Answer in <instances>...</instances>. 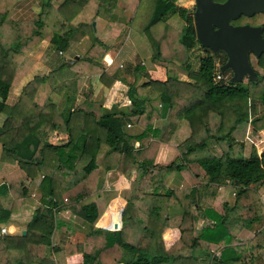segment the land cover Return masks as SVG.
I'll list each match as a JSON object with an SVG mask.
<instances>
[{"label":"trees","instance_id":"1","mask_svg":"<svg viewBox=\"0 0 264 264\" xmlns=\"http://www.w3.org/2000/svg\"><path fill=\"white\" fill-rule=\"evenodd\" d=\"M124 1L130 14L128 36L139 61L111 79L104 77L101 63L108 44L121 30L109 22V27L97 33L92 22L115 9L118 0H48L41 2L31 21L7 20L11 0H0V114L4 116L0 161L16 163V170L4 178L10 188L0 186V197L17 190L15 200L9 196L10 207L16 200L18 205L27 202L25 190L39 174L40 204L47 207L36 206L25 235L0 237V264H65L75 254L81 255L80 264H175L190 261L196 247L204 252L221 248L219 259L211 264H253L256 259L264 264L260 255L264 236L245 229L249 221L263 217L249 187L264 186V151L257 155L252 144L234 137L243 124L253 131L264 130V111L249 117L254 102L264 105V54L248 55L256 74L254 82L230 83L229 72L223 74L225 81H217V63L221 65L225 58L218 62L219 54L213 55L197 43L191 15L178 8L175 0ZM139 5L142 9L137 13ZM257 15V24H252L255 15L241 19L262 27L264 35V13ZM77 33L90 37L83 56L61 60L46 75L33 77L21 88L16 102L8 105L9 91L31 64L25 57L46 41L39 58L44 63L53 54L64 52ZM195 45L204 54L198 57L197 69L191 71L189 52ZM171 64L185 71L188 80L148 78L138 83L153 67ZM94 74L107 79V86L118 75L133 76L127 84L131 106L127 114L104 110L90 90L83 92L85 78ZM79 96L82 99L76 103ZM153 102L159 104L158 109ZM206 103L219 119L213 132L194 113ZM132 118L137 134L125 129ZM55 131L66 136L63 145L47 143ZM160 144L173 147L179 162L156 166ZM189 168L195 170L198 184L179 193L171 182L178 172ZM108 171L129 180V188L121 192L99 189L98 183ZM225 181L235 189L234 204L227 208ZM117 195L125 201L120 228H96L106 204ZM204 196L221 204L203 205ZM10 207L2 210L0 203V222L11 213ZM61 212L89 226L80 242L51 246L53 230L71 232L58 220ZM117 214L107 216L106 211L99 224L109 220L111 227ZM230 227L236 228L235 238L229 236ZM167 229L179 233L169 249L164 248L161 237ZM48 247L51 259L44 257Z\"/></svg>","mask_w":264,"mask_h":264},{"label":"crops","instance_id":"2","mask_svg":"<svg viewBox=\"0 0 264 264\" xmlns=\"http://www.w3.org/2000/svg\"><path fill=\"white\" fill-rule=\"evenodd\" d=\"M48 0H11V7L9 9L7 20L10 21H31L36 18L37 13L39 11L41 2H45ZM53 3H59L61 0H51ZM88 0H84L87 2ZM125 1L118 0L116 3L115 9H113L109 14L104 15L102 18H96L92 25L94 26V30L97 33L102 32L104 29L109 27V22L112 25H115L121 30L120 35L115 38L112 42L108 44V51L102 59L101 66L103 68L104 77L111 78L115 74H119L120 69L123 68L121 62H125L124 65L132 66L135 65L136 62L139 61L137 58L136 50L130 38L128 36V27L127 21L130 14L125 11ZM142 6L139 5L137 13L141 12ZM108 17V18H107ZM90 21V20H87ZM125 32V33H124ZM123 33V35H122ZM59 37V36H58ZM54 39V41H56ZM60 44L63 46L64 41L61 39ZM48 43L46 41H42L33 51H31L25 59L30 60L31 64L29 68L24 72L21 76L19 82L15 87H13L7 97L5 102L8 105H12L16 102L18 95L20 93L21 88L30 81L35 76H44L49 71L59 66L62 60L57 53L53 54L49 57L46 62L40 63L39 58ZM90 45V37L87 34H75L72 40L67 44V49L62 52L67 58L69 57H81L88 49ZM76 59V58H75ZM63 61V60H62ZM111 62V65H107L106 62ZM121 66L120 69L118 66ZM170 65L166 68L153 67L148 70L144 77L138 78V83L142 84L147 81V79H157V80H165L167 77H172L170 72ZM126 68V67H124ZM169 75V76H168ZM103 76L99 74L88 75L85 78L83 84V92H87L88 90L92 93V99L95 102L101 104L102 109L109 110L113 113H125L127 114L130 109V103L126 96L127 84L133 81V76L130 75H118V78L112 81L110 85L107 86V82ZM174 78V77H172ZM102 80V81H101ZM106 82V83H105ZM87 89H84V88ZM81 96L75 99V102H79L81 100ZM155 109L159 108V104L156 102L152 103ZM264 111V105L261 103H253L249 108V117H256L260 112ZM196 117L208 128L210 131H215L218 127L219 119L215 112L212 110L209 103H206L202 107L195 110ZM4 116L0 114V127L3 123ZM134 119L130 120L129 128H125L131 134H137L139 130L134 126ZM234 137L236 140L238 139L240 142L248 140L251 138L255 142H258L259 147H255L256 154L259 155L264 151V130L253 131L249 124H243L234 131ZM47 143L53 146H60L66 142V136L59 131H55L49 135L47 138ZM253 143V142H252ZM134 146H137L135 143ZM260 149V150H259ZM0 156H1V147H0ZM179 156L177 151L169 146L168 144H160L157 154L155 156L154 163L156 166H166L172 163H178ZM16 170V163L9 162H1L0 161V186L5 184L4 178L11 174ZM195 170L192 168L182 169L181 172L175 175L174 179L171 183H173L176 187L178 186L179 193H184L188 191L191 187H194L198 184ZM41 179V175H37L27 186L25 190L24 200H27L25 203L17 204V200L10 207L9 196H12L14 200L17 190L8 191L3 196L0 197V203H2V210H8L10 207L11 213H9L7 219L4 222H0V229H5V234H0L1 236H23L26 234V227L29 221L32 218L33 212L36 209V206L39 205L43 209H47L46 206L40 204V191L38 189V185ZM226 193L224 202L226 203V208L231 207L234 204L235 198V189L228 185L225 181ZM98 187L101 190H112L115 192L125 191L129 188L130 181L125 179L121 174L116 171H108L104 175V177L99 181ZM6 190L10 188L7 184H5ZM251 191L254 192V196L257 199L258 205H256V209L263 215L261 216L259 221H249L250 223L245 226V229L250 234L254 233H262L264 236V186H260V184L249 187ZM260 189V190H259ZM250 200L254 201V197ZM115 202V214L117 213V221L112 222L111 227L109 224V220L107 224L100 225L99 221L101 217L106 213L107 209L111 206H114ZM248 202V201H247ZM201 203L203 205L208 206V204L213 203L215 206H219L221 203L219 200H215L210 198L209 196H204L201 198ZM125 205V201L122 197L116 196L111 199L105 206L102 215L95 223V227L108 231L118 230L121 226L120 224V214ZM114 215V214H113ZM109 219V217H108ZM58 220L65 223L68 227H70V234H64L62 232H57L55 230L52 231L51 234V246H56L57 244H62L63 246H67L72 243L80 242L85 234L87 233L89 226L75 219L68 212L58 213ZM111 222V221H110ZM202 223V219L198 221V226ZM231 225V224H230ZM116 226V229L113 227ZM233 226V224H232ZM229 236L235 238L236 236V228H231L229 230ZM245 234H243L244 236ZM163 246L165 249H169L173 246L179 239V233L176 229H167L162 234ZM206 244V243H205ZM234 245H237L235 243ZM245 245V244H244ZM236 247V246H235ZM220 249H217L213 252H204L199 247L194 248L191 251L190 261L182 260L176 261L175 264H211V261L214 259H219L220 257ZM262 256H264V249L261 250ZM233 255V253H231ZM44 257L47 259H51L50 255V247L44 250ZM231 257V256H230ZM256 262L253 264H262L260 259H256ZM81 263V255L75 254L69 256L65 259V264H80ZM233 264H240V262H234Z\"/></svg>","mask_w":264,"mask_h":264},{"label":"water","instance_id":"3","mask_svg":"<svg viewBox=\"0 0 264 264\" xmlns=\"http://www.w3.org/2000/svg\"><path fill=\"white\" fill-rule=\"evenodd\" d=\"M192 23L195 40L213 55L222 53L225 61L218 73H230V83L243 80L254 82L256 74L249 66L248 55L264 54L263 28L260 26H231L240 16L251 18L264 13V0H192ZM77 58V57H75ZM116 229V226L113 227Z\"/></svg>","mask_w":264,"mask_h":264},{"label":"rangeland","instance_id":"4","mask_svg":"<svg viewBox=\"0 0 264 264\" xmlns=\"http://www.w3.org/2000/svg\"><path fill=\"white\" fill-rule=\"evenodd\" d=\"M178 8H182V9H185L187 12H188V15L192 17V12H193V1L192 0H175V3H174ZM258 15H255L253 21L256 19ZM257 21H254V23L252 24H257L256 23ZM204 54V50H202L198 45H195L189 52V64H190V67H191V71H195L197 69V62H198V57L199 56H202ZM264 57V55L262 56ZM64 58H67V56L62 55V60ZM71 58V57H69ZM218 58V62H220L219 60H221L220 57H217ZM109 65H111V62H106ZM125 62H121V65L123 66L122 69H120V71H122L124 69V67L127 68L126 64L124 65ZM170 70H167L170 72V75L172 77H174L175 79L179 80V81H187V75H186V72L183 71L177 64H171L170 65ZM228 73V71H227ZM169 76V75H168ZM228 76V75H227ZM241 83L245 84L247 83L246 80H243ZM84 89H87L86 87ZM88 90V89H87ZM254 103H257V102H254ZM101 105V104H100ZM102 107V106H101ZM253 138L250 139V141L248 140H245V142L249 143V144H252L254 149L255 147H259L258 145V142H255L254 140H252ZM253 142V143H252ZM260 150V149H259ZM235 193V192H234ZM116 210L115 209V202H114V206H111L107 209V216H111L112 213H114ZM117 212H118V209H117ZM3 226L0 224V227ZM4 229V228H3ZM5 230V229H4ZM203 251V250H202Z\"/></svg>","mask_w":264,"mask_h":264},{"label":"flooded vegetation","instance_id":"5","mask_svg":"<svg viewBox=\"0 0 264 264\" xmlns=\"http://www.w3.org/2000/svg\"><path fill=\"white\" fill-rule=\"evenodd\" d=\"M213 2L215 3H223L224 0H212ZM194 9V8H193ZM243 18L242 16H240L237 20L235 21H231L229 22V24L231 26H242V25H249V26H255V25H250L249 23H247L244 19H241ZM262 37H264L263 35V32H262ZM219 57L222 59L223 57L225 58V56L222 55V53H219ZM225 61V59H224Z\"/></svg>","mask_w":264,"mask_h":264},{"label":"built area","instance_id":"6","mask_svg":"<svg viewBox=\"0 0 264 264\" xmlns=\"http://www.w3.org/2000/svg\"><path fill=\"white\" fill-rule=\"evenodd\" d=\"M60 57H62V53L61 52H58L57 53ZM70 59H63V61H69ZM108 65V64H107ZM219 64L217 63V69L219 68ZM119 68L121 67L120 65L118 66ZM226 77H223V75L219 74L218 73V70L217 72L215 73V80L219 81V80H223L225 81ZM126 128H129V125H126ZM0 234H5V230L4 229H0Z\"/></svg>","mask_w":264,"mask_h":264}]
</instances>
